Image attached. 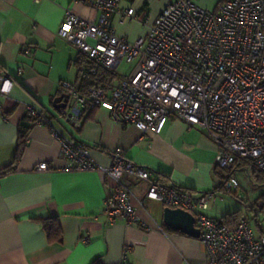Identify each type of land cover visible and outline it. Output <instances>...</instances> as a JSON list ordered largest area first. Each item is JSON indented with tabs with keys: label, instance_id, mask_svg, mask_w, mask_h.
I'll return each instance as SVG.
<instances>
[{
	"label": "crops",
	"instance_id": "crops-1",
	"mask_svg": "<svg viewBox=\"0 0 264 264\" xmlns=\"http://www.w3.org/2000/svg\"><path fill=\"white\" fill-rule=\"evenodd\" d=\"M170 1L122 0L120 7L132 8L140 20L114 14L110 25L116 35L134 42L146 35L148 25ZM66 9L89 19L98 15L75 0H0V69L13 81L10 93L0 95V169L13 158L19 124L30 127L15 171L0 178V264H207L199 239L166 227V206L148 199V184L131 175L121 180L132 191L138 220L117 218L109 223L104 201L113 183L101 171L61 170L67 162L59 143L46 126L28 117L27 105L42 109L62 132L87 145L103 167L111 164L112 152L122 148L160 182L184 187L193 196L213 192L218 184L215 144L204 131L180 119L171 117L159 133H142L98 107L86 109L79 130L57 117L52 102L64 93L60 82H70L80 92L82 87L81 53L57 36ZM129 69L116 71L118 77L109 86ZM40 162L48 163L49 170L35 171ZM219 201L217 191L204 210L216 220L228 213ZM47 217L57 219L61 243L48 242L39 221Z\"/></svg>",
	"mask_w": 264,
	"mask_h": 264
},
{
	"label": "built area",
	"instance_id": "built-area-1",
	"mask_svg": "<svg viewBox=\"0 0 264 264\" xmlns=\"http://www.w3.org/2000/svg\"><path fill=\"white\" fill-rule=\"evenodd\" d=\"M75 1L98 14L89 19L66 9L57 31L90 62L81 66L82 75H93L97 67L116 71L123 61L131 67L114 86L91 82L85 93L61 81L68 101L57 110L58 118L79 130L86 109L98 107L117 123L159 133L173 117L211 138L215 165L228 172L226 191L239 189L237 162L250 160L264 174V0H223L211 10L195 0H171L146 35L134 42L116 35L110 25L114 14L140 20L132 8L120 7L122 0ZM12 85L0 69V95H8ZM26 110L32 123L46 126L59 143L67 162L61 170H97L113 183L104 201L109 223L138 220L132 191L121 180L131 175L148 184V199L194 215L207 264H264V233L255 234L246 216L228 228L204 213L215 192L193 196L184 187L165 185L150 168L127 158L122 148L115 149L111 164L103 167L87 145L62 132L42 109L27 105ZM34 170L47 171L49 165L40 162Z\"/></svg>",
	"mask_w": 264,
	"mask_h": 264
},
{
	"label": "trees",
	"instance_id": "trees-1",
	"mask_svg": "<svg viewBox=\"0 0 264 264\" xmlns=\"http://www.w3.org/2000/svg\"><path fill=\"white\" fill-rule=\"evenodd\" d=\"M221 1L223 0H219V3H221ZM78 66L80 68V73L82 76V80H81V93H85L87 87L89 86V84H91V82L93 83H99L101 85H108L113 82V80H115L118 77V73H116V71L113 70H109V69H104V68H96V73H94L93 75L89 76V77H85L82 75L81 72V66L83 65H89L90 62L86 59V57H84L81 54V57L79 58V62H78ZM1 68V67H0ZM93 109V108H92ZM29 117V116H28ZM30 118V117H29ZM29 130L30 127L27 125H23V124H19L18 126V136H17V143H16V148H15V152L13 155V158L11 160V162L4 166L3 168L0 169V178L4 175H7L13 171H15L16 169V164L19 160V158L22 156L23 151L25 149L26 146V142H27V138H28V134H29ZM244 162H248V161H244ZM240 163L237 162L236 166H239ZM254 174L257 178H264V174H262L260 171H258L257 169H255L253 167ZM256 172H258V174H256ZM215 175L217 177L218 180V184L216 186V188L214 189L213 192H223L226 191L224 189V183H225V179L227 178L228 172H226L225 170L219 168V167H215ZM235 197H237L235 195V193H233ZM241 201H243V199H241ZM241 217V215L239 216L238 214L235 213H227L225 215H223L221 218H219L218 222L227 226L228 228H233L239 218ZM40 224L43 228V230L46 233L47 236V240L49 243H61L62 242V232H61V228L59 226V223L57 221V219L55 217H47L44 219H40ZM92 264H99L98 260L93 261Z\"/></svg>",
	"mask_w": 264,
	"mask_h": 264
},
{
	"label": "rangeland",
	"instance_id": "rangeland-1",
	"mask_svg": "<svg viewBox=\"0 0 264 264\" xmlns=\"http://www.w3.org/2000/svg\"><path fill=\"white\" fill-rule=\"evenodd\" d=\"M218 2L219 0H195L197 5L208 10L215 8ZM128 67H131V65L123 61L116 71L121 73ZM246 164L248 165L243 167L236 166L234 170L239 181V189L236 192L233 190L218 192L219 197H222V201L218 202V206L224 205L225 210L230 214L235 213L239 216H246L255 234L259 235L264 233V178H257L250 162ZM245 167H248L247 170ZM233 193L236 196L238 194L243 196V201L235 197Z\"/></svg>",
	"mask_w": 264,
	"mask_h": 264
},
{
	"label": "water",
	"instance_id": "water-1",
	"mask_svg": "<svg viewBox=\"0 0 264 264\" xmlns=\"http://www.w3.org/2000/svg\"><path fill=\"white\" fill-rule=\"evenodd\" d=\"M68 101V95L62 93L53 99L52 105L55 109L63 108ZM163 223L171 230L179 231L188 236L198 238L200 229L195 225L194 215L181 208L164 207Z\"/></svg>",
	"mask_w": 264,
	"mask_h": 264
}]
</instances>
